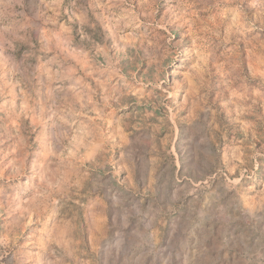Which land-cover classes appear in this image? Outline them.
Wrapping results in <instances>:
<instances>
[{
    "label": "rangeland",
    "instance_id": "374dc122",
    "mask_svg": "<svg viewBox=\"0 0 264 264\" xmlns=\"http://www.w3.org/2000/svg\"><path fill=\"white\" fill-rule=\"evenodd\" d=\"M0 264H264V0H0Z\"/></svg>",
    "mask_w": 264,
    "mask_h": 264
}]
</instances>
